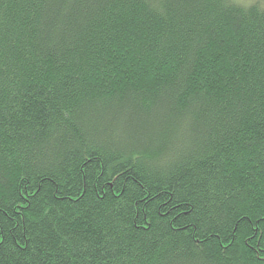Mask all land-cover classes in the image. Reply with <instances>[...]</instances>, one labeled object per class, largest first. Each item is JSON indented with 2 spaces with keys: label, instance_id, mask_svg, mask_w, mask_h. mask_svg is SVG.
Segmentation results:
<instances>
[{
  "label": "trees",
  "instance_id": "trees-1",
  "mask_svg": "<svg viewBox=\"0 0 264 264\" xmlns=\"http://www.w3.org/2000/svg\"><path fill=\"white\" fill-rule=\"evenodd\" d=\"M0 264H264V0H0Z\"/></svg>",
  "mask_w": 264,
  "mask_h": 264
}]
</instances>
